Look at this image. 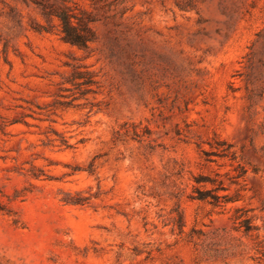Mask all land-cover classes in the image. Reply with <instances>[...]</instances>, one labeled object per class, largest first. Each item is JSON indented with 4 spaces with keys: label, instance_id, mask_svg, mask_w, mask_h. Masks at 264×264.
<instances>
[{
    "label": "rangeland",
    "instance_id": "1",
    "mask_svg": "<svg viewBox=\"0 0 264 264\" xmlns=\"http://www.w3.org/2000/svg\"><path fill=\"white\" fill-rule=\"evenodd\" d=\"M0 264H264V0H0Z\"/></svg>",
    "mask_w": 264,
    "mask_h": 264
},
{
    "label": "trees",
    "instance_id": "2",
    "mask_svg": "<svg viewBox=\"0 0 264 264\" xmlns=\"http://www.w3.org/2000/svg\"><path fill=\"white\" fill-rule=\"evenodd\" d=\"M41 9H42V15L46 18L48 22H53L54 20H57L59 24L60 32L63 34L62 40L65 43H68L72 46L85 47L87 42L91 41L92 34L90 29L86 26V22L72 16L68 12L67 8L65 7L61 8L55 5H43L41 6ZM79 29L83 33H80ZM88 75L89 74L87 73L86 76ZM196 183H201V181H196ZM196 193L197 196H195L193 199L202 202H207L214 207L219 205V199L221 198L220 196L217 195L209 196L210 194L208 195L206 194V192H203L201 190H196ZM208 197H210L211 200H208ZM234 201L236 200L226 199L224 203H229Z\"/></svg>",
    "mask_w": 264,
    "mask_h": 264
}]
</instances>
